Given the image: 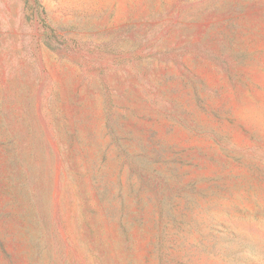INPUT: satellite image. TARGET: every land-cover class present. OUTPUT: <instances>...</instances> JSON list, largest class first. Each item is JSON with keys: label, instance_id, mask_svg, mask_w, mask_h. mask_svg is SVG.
I'll return each mask as SVG.
<instances>
[{"label": "rangeland", "instance_id": "obj_1", "mask_svg": "<svg viewBox=\"0 0 264 264\" xmlns=\"http://www.w3.org/2000/svg\"><path fill=\"white\" fill-rule=\"evenodd\" d=\"M0 264H264V0H0Z\"/></svg>", "mask_w": 264, "mask_h": 264}]
</instances>
